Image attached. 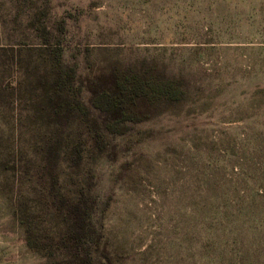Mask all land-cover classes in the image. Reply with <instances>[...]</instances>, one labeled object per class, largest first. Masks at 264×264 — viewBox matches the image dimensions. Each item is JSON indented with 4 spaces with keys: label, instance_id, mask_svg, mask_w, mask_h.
<instances>
[{
    "label": "rangeland",
    "instance_id": "rangeland-1",
    "mask_svg": "<svg viewBox=\"0 0 264 264\" xmlns=\"http://www.w3.org/2000/svg\"><path fill=\"white\" fill-rule=\"evenodd\" d=\"M119 66L185 92L109 133ZM0 264H264V0H0Z\"/></svg>",
    "mask_w": 264,
    "mask_h": 264
},
{
    "label": "trees",
    "instance_id": "trees-1",
    "mask_svg": "<svg viewBox=\"0 0 264 264\" xmlns=\"http://www.w3.org/2000/svg\"><path fill=\"white\" fill-rule=\"evenodd\" d=\"M162 73L161 76L152 75L150 70L119 66L87 80L90 102L101 115L107 132L124 133L128 122L151 119L182 98L185 91L177 80L166 76L164 71ZM95 202L80 194L77 201L70 205L74 231L70 240L77 252L89 239L98 242L92 218ZM88 247L90 252L86 253L92 259L91 246Z\"/></svg>",
    "mask_w": 264,
    "mask_h": 264
}]
</instances>
